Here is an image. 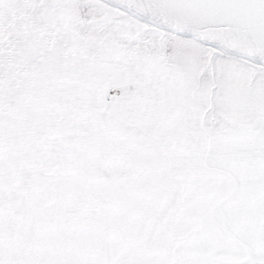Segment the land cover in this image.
Segmentation results:
<instances>
[{
	"label": "snow or ice",
	"instance_id": "1",
	"mask_svg": "<svg viewBox=\"0 0 264 264\" xmlns=\"http://www.w3.org/2000/svg\"><path fill=\"white\" fill-rule=\"evenodd\" d=\"M0 264H264V0H0Z\"/></svg>",
	"mask_w": 264,
	"mask_h": 264
}]
</instances>
